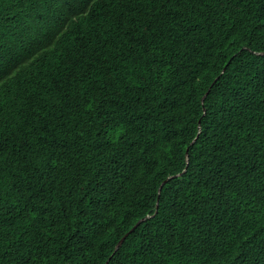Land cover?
Wrapping results in <instances>:
<instances>
[{
  "label": "trees",
  "instance_id": "obj_1",
  "mask_svg": "<svg viewBox=\"0 0 264 264\" xmlns=\"http://www.w3.org/2000/svg\"><path fill=\"white\" fill-rule=\"evenodd\" d=\"M262 51L264 0H0V264H264Z\"/></svg>",
  "mask_w": 264,
  "mask_h": 264
},
{
  "label": "water",
  "instance_id": "obj_2",
  "mask_svg": "<svg viewBox=\"0 0 264 264\" xmlns=\"http://www.w3.org/2000/svg\"><path fill=\"white\" fill-rule=\"evenodd\" d=\"M258 54H260V55H264V51H262V52H257ZM225 70H226V68H224L223 69V71H222V73H224L225 72ZM219 78V77H218ZM217 78V79H218ZM209 94V90H208V92L204 95V97L202 98V100L204 101V99H206V97H207V95ZM206 110V109H205ZM200 123V122H199ZM199 131L201 132V125H200V127H199ZM199 132V133H200ZM196 141V139L193 141V143ZM187 155H188V151H187ZM171 177H173V176H171ZM171 177H169V178H171ZM161 189H162V186L160 187V189H159V193L161 192ZM146 218H143V219H141L138 223H137V225L134 227V228H132L129 232H127L120 240H119V242H118V244H117V246H116V249L115 250H118L119 248H120V246H122V244H123V242L125 241V239H126V237L131 233V232H133L134 231V229L141 223V222H143L144 220H145ZM107 264H108V262H107Z\"/></svg>",
  "mask_w": 264,
  "mask_h": 264
},
{
  "label": "bare ground",
  "instance_id": "obj_3",
  "mask_svg": "<svg viewBox=\"0 0 264 264\" xmlns=\"http://www.w3.org/2000/svg\"><path fill=\"white\" fill-rule=\"evenodd\" d=\"M210 88H211V87H210ZM210 88H209V91H210ZM202 102H204V101L202 100ZM200 125H201V124H200ZM200 125H199V127H200ZM199 132H200V131H199ZM196 138H197V137H196ZM196 138H194L193 141H194ZM193 141H192V142H193ZM187 151H188V150H187ZM186 156H187V161H188V155H187V152H186ZM181 174H182V172L179 173V174H176V175H177V176H178V175L180 176ZM176 175H171V176H176ZM171 176H169V177H171ZM169 177H168L167 179H165V180L161 183V186H163L164 183H166V181H167L168 179H170ZM171 178H172V177H171ZM161 186H160V187H161ZM159 189H160V188H159ZM161 190H162V189H161ZM160 193H161V192H160ZM138 222H139V221H138ZM138 222H137V223H138ZM132 228H134V226H133ZM120 247H121V246H120Z\"/></svg>",
  "mask_w": 264,
  "mask_h": 264
},
{
  "label": "clouds",
  "instance_id": "obj_4",
  "mask_svg": "<svg viewBox=\"0 0 264 264\" xmlns=\"http://www.w3.org/2000/svg\"><path fill=\"white\" fill-rule=\"evenodd\" d=\"M159 196H160V193H159ZM157 205H158V203H157ZM155 214H156V213H155ZM155 214H153V215H148V216H146V217H143V218H146L144 221H146L147 219H149V218H151V217H154ZM143 218H142V219H143ZM140 220H141V219H140ZM140 220H139V221H140ZM144 221H143V222H144ZM141 223H142V222H141ZM141 223H140V224H141ZM140 224H139V225H140ZM136 225H137V223L135 224V226H136ZM139 225H138V226H139ZM135 226H134V227H135ZM138 226H137V227H138ZM137 227H136V228H137ZM136 228H135V229H136ZM131 229H132V228H131ZM131 229H130V230H131ZM135 229H134V230H135ZM130 230H129V231H130ZM129 231H128V232H129ZM131 233H132V232H131ZM131 233H130V234H131ZM130 234H129V235H130ZM129 235H128V236H129ZM128 236H127V237H128ZM127 237H126V238H127ZM108 263H109V262H108Z\"/></svg>",
  "mask_w": 264,
  "mask_h": 264
}]
</instances>
